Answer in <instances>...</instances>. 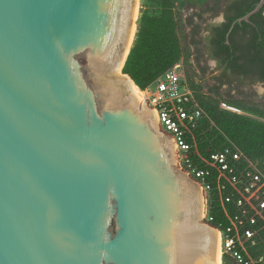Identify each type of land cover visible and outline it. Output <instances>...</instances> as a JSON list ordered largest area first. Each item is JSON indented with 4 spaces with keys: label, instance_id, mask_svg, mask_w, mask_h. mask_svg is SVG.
<instances>
[{
    "label": "water",
    "instance_id": "1",
    "mask_svg": "<svg viewBox=\"0 0 264 264\" xmlns=\"http://www.w3.org/2000/svg\"><path fill=\"white\" fill-rule=\"evenodd\" d=\"M142 4L0 0V264H219L210 192L124 87Z\"/></svg>",
    "mask_w": 264,
    "mask_h": 264
},
{
    "label": "built area",
    "instance_id": "2",
    "mask_svg": "<svg viewBox=\"0 0 264 264\" xmlns=\"http://www.w3.org/2000/svg\"><path fill=\"white\" fill-rule=\"evenodd\" d=\"M141 92L163 130L180 142V167L210 192L209 224L225 236L221 264L224 256L234 264H264V168L230 142L199 153L193 132L205 115L192 98L182 60Z\"/></svg>",
    "mask_w": 264,
    "mask_h": 264
},
{
    "label": "trees",
    "instance_id": "3",
    "mask_svg": "<svg viewBox=\"0 0 264 264\" xmlns=\"http://www.w3.org/2000/svg\"><path fill=\"white\" fill-rule=\"evenodd\" d=\"M145 1L153 3L156 12L153 14L146 13V10L141 12L137 21L135 39L122 69V73L127 75L140 90L146 89L182 57V48L177 35L178 23L173 11L174 0ZM254 7L247 8L244 13L239 14V17L246 15ZM234 20L236 19H230L229 23ZM191 24L190 21L187 23L188 26ZM229 25L220 33L218 44H223L224 33ZM237 26L239 23L235 25ZM194 42L191 39V44ZM254 43L255 40H252L251 44ZM230 68L236 70L234 66ZM201 70L204 72L203 69ZM194 96L205 114V118L198 123L193 132L199 153L207 155L222 150L228 144L227 140L245 157L259 162L264 168V122L222 110L219 108V102L212 99L195 93ZM256 116L264 119V112L257 113ZM214 216L219 219L217 213ZM222 264L234 263L224 256Z\"/></svg>",
    "mask_w": 264,
    "mask_h": 264
},
{
    "label": "flooded vegetation",
    "instance_id": "4",
    "mask_svg": "<svg viewBox=\"0 0 264 264\" xmlns=\"http://www.w3.org/2000/svg\"><path fill=\"white\" fill-rule=\"evenodd\" d=\"M258 2L259 0H215L212 3L213 9H210L215 11V15L211 17L210 23L201 25L191 22L189 26L186 23L190 38L195 41L191 44L194 61L197 65L204 63L206 66L208 62L213 63L214 71L211 74L217 90L224 88L226 92H232L238 97H241L242 87H259L264 91V5L249 18L248 23L240 22L237 27L235 23L227 35L235 21L230 24L229 20L242 18L244 15L239 17V14L256 6ZM197 18L198 16L193 19ZM228 25L223 44H218L220 33ZM252 40H255L253 45Z\"/></svg>",
    "mask_w": 264,
    "mask_h": 264
},
{
    "label": "rangeland",
    "instance_id": "5",
    "mask_svg": "<svg viewBox=\"0 0 264 264\" xmlns=\"http://www.w3.org/2000/svg\"><path fill=\"white\" fill-rule=\"evenodd\" d=\"M213 1L215 0H174L173 2V11L178 23L177 35L182 48L181 60L192 98L198 106L199 103L194 93L219 102V108L222 110L264 122L263 118L256 116L257 113L264 112V91L259 87L255 89L242 87L240 89L242 92L241 97H238L234 96L232 92H226L224 88L215 90L214 76L211 74L214 71L213 63L208 62V66H206L204 63L197 65L194 61L191 38L186 23L189 21L201 25L210 23L211 17L215 15V11H210V9H213ZM144 10L148 14L156 12L155 5L145 0L142 4V11ZM196 16L198 18L193 19ZM189 17L192 19H189ZM201 68L204 72L200 70ZM226 142L229 141L226 140Z\"/></svg>",
    "mask_w": 264,
    "mask_h": 264
},
{
    "label": "bare ground",
    "instance_id": "6",
    "mask_svg": "<svg viewBox=\"0 0 264 264\" xmlns=\"http://www.w3.org/2000/svg\"><path fill=\"white\" fill-rule=\"evenodd\" d=\"M124 87L128 90L129 93H131L133 95L134 98H140L142 97V92L140 89H138L135 84L133 83V81L129 80L126 78ZM142 102V100H141ZM221 252H220V256H219V264H221Z\"/></svg>",
    "mask_w": 264,
    "mask_h": 264
}]
</instances>
